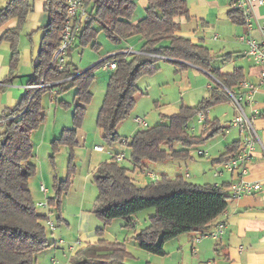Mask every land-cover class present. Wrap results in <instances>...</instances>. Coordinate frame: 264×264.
I'll list each match as a JSON object with an SVG mask.
<instances>
[{"label":"trees","instance_id":"trees-1","mask_svg":"<svg viewBox=\"0 0 264 264\" xmlns=\"http://www.w3.org/2000/svg\"><path fill=\"white\" fill-rule=\"evenodd\" d=\"M84 1L89 8V17L77 39L78 46L91 44V49L98 50L99 44L95 40L97 34L102 32L113 45L138 37L143 42L141 52L130 56L122 52L110 55L82 73H78L71 62H66L60 72L53 58L61 41L66 0H45L48 23L43 28L32 75L25 81V91L18 102L0 116V264H32L36 254L50 245L45 229L49 214L37 212L28 186L36 170L31 163L34 148L29 137L43 121L41 99L47 91L57 89L56 95L69 88L76 89L73 126L69 130L64 129L52 141L53 150L60 146L69 147L72 157L73 149L78 145L77 129L93 94L90 91L92 69L103 62L111 60L117 64L114 71H109L106 91L96 117V126L108 146L120 140L117 127L129 116L136 102L138 77L158 71L156 63L161 59L171 61L179 69L192 65L209 72L229 90L243 81L239 69L228 76L220 75L218 70H211L214 58L210 51L176 34V17L188 16L185 0H147L145 14L136 24L130 21L135 0ZM32 9L29 0H9L0 8V28L10 19L16 18L18 21L15 28L6 30L1 37L10 44L11 70H15L18 63V31ZM228 17L233 23L244 22L239 11H229ZM74 45L67 49L66 56H70ZM51 82V87H38ZM9 83L11 77L2 81L0 93L4 89L3 85ZM219 89L217 85L208 97L194 107L181 106L176 113L163 116L167 120L166 124L147 126L136 131L129 143L125 141L124 145L131 150L130 162L134 169H143L144 161L187 159L189 149L203 142L202 135L190 133L189 122L198 113H206L210 107L227 102L230 98ZM202 126L208 128L207 137L221 131L216 119L208 120L207 114ZM239 143L227 145L226 151L216 162L221 164L227 161L239 149ZM174 144L179 148H173ZM115 156L101 162L92 173V182L98 191L92 213L104 225L114 219H124L126 226H129L131 217L136 213L154 209V215L149 217V225L135 236L138 247L145 252L164 256L166 242L183 234L206 232L211 222L227 208L229 197L222 185H193L182 176H162L160 180L140 188L128 176V169L115 160ZM58 181L54 176L55 196L47 202L57 208L61 193L67 190V180ZM101 232L97 228V241L80 254L88 255V259L85 258L87 262L99 257L109 262H122L128 255L124 245L106 242L101 238ZM87 262L84 261V264Z\"/></svg>","mask_w":264,"mask_h":264},{"label":"rangeland","instance_id":"rangeland-1","mask_svg":"<svg viewBox=\"0 0 264 264\" xmlns=\"http://www.w3.org/2000/svg\"><path fill=\"white\" fill-rule=\"evenodd\" d=\"M29 2L33 7L32 12L28 14L18 31L16 46L18 63L16 68L20 72L21 78L14 80L15 83L17 82L14 86H19L21 85L20 83L24 84L32 75L33 65L38 59L43 27L48 21L47 11L42 7L44 0H29ZM95 41L99 44L98 50L91 49V44L83 48H76L71 52L70 56H66L65 63H73L77 67L78 73L87 68H92L114 46L102 32L97 34ZM211 51L213 55L218 53L216 48H212ZM217 64L218 62L215 63V65ZM156 65L159 69L154 74L138 77L137 84L139 89L135 95L136 102L129 116L117 127V134L120 140H126L129 143L136 131L145 129L135 123L134 119L136 117L144 120L148 127L166 124L167 120L163 116L171 115L173 113L172 107L179 103L193 106V104H197L201 99L208 96L211 89L217 86L210 76L201 72L199 73V78L191 76L190 79L192 83L198 85L202 83V86L197 89L183 91L172 81L171 65L167 64L170 67L164 65L163 59L157 61ZM92 74L93 80H91L90 91L93 94L91 101L85 107L86 111L81 125L77 129L76 139H79L80 143L74 147L72 157L70 156L71 148L60 146L57 150H53L52 141L57 139L64 129L69 130L73 126L72 115L76 105L74 96L76 89L69 88L56 95L57 89L49 90L41 99L44 118L29 137L34 148V156L31 163L35 165L36 170L35 174L30 177L28 185L32 190L38 189V184L42 182L48 190L45 197L42 193L37 192L36 196L33 195L32 198L38 213L47 215L49 211L51 212L48 221L52 222V227L46 224L45 229L47 238L48 236L52 237V242L49 241L52 247L48 246L36 254L32 264H35L37 259H40L39 262H42V264H84V261L87 262L85 260V258L88 259L87 254L84 256L78 252L73 253L69 249V247L74 246L77 240L80 241V235L84 232V230L79 229V221L77 220L82 209L88 211L92 216V221L87 225L86 229L96 234L97 238V228L101 229L102 239L108 243L123 244L128 253L126 258L120 263L109 262L99 257L87 262V264H179L178 258L168 254L166 251L164 256L149 255L150 253L141 250L135 241L136 234L149 225V217L154 215V209L136 213L131 217L133 222L129 226H126L124 219H114L104 225L92 213L98 192L97 187L92 182V173L101 162L109 160L111 149L118 153H124L125 158L119 163L122 167L128 169V176L139 174V169H134L135 167L130 162L131 150L127 145L117 142L108 146L102 139L101 132L96 126V117L103 101L110 72L104 71L101 66H98L92 69ZM207 85H210V88L206 89ZM6 90L0 94V113L7 109H12L25 91L20 86L13 89L15 93L13 91L7 92ZM234 110L233 102L228 100L210 107L208 117L222 118L224 113L231 114ZM235 113L237 114L236 110ZM196 120V118L192 119L189 122V127L195 125L194 129L198 130L200 126L197 125ZM230 128H233L232 130L236 129L231 125ZM1 132L2 129L0 127ZM81 134L82 137H80ZM217 136L209 144L215 143L219 138L221 139L226 135L222 136L219 134ZM94 145L102 146L105 151L96 152L93 149ZM207 145H201V150H205L204 148ZM197 149H199L198 146L190 152L193 160L144 161L142 166L154 173L157 180H160L162 176L168 178L183 176L186 171L191 173L195 160L196 162L202 161L210 167V157H197ZM54 176L59 181L67 180V190L61 193L59 207L48 204L47 208L37 207L39 203H47L49 199L55 196L53 188L55 184ZM58 215L63 220H58ZM50 230H52V236L50 235ZM60 239L62 243L59 244ZM50 250L52 257L49 256ZM148 256H150V260ZM191 256V253L188 252L180 264H198ZM199 264H206V262H199Z\"/></svg>","mask_w":264,"mask_h":264},{"label":"crops","instance_id":"crops-1","mask_svg":"<svg viewBox=\"0 0 264 264\" xmlns=\"http://www.w3.org/2000/svg\"><path fill=\"white\" fill-rule=\"evenodd\" d=\"M8 1L9 0H0V8H3ZM185 1L188 7V16L176 17L175 22L178 25L176 34L180 37L189 39L192 43L200 44L206 47L211 54L212 48H216L218 53L217 55L212 54L214 59L211 62V70H218L220 75L228 76L232 75L236 69H239L243 76V82H247L254 86L252 99L249 101L243 99L242 101L243 109L246 114L250 115L254 111L258 112L257 116L253 120L255 145L248 163L246 180L249 182H264V84H261L259 81V67L254 64L250 57L245 55L247 50L246 43L240 40L243 36L253 38L255 40L260 39L259 26L264 21V6L254 7L250 17L251 30H248L244 22L243 24L233 23L228 17V12L232 11L230 8L231 0ZM44 3L45 0L42 3L43 9ZM146 6L147 0H135V10L130 20L132 24H136L143 18ZM87 9L89 11L88 7ZM17 24V19L13 18L0 28V85L3 80L11 77V83L3 85L4 89L1 93H3L6 89H8L6 90L7 92L13 91L15 93V90H13L15 87L17 88L20 86L25 89L26 85L25 82L24 84L20 83L21 85L19 86H14L17 84L14 80L21 78L20 72L17 71V68L15 70L10 69V44L1 39L2 34L6 30L15 28ZM46 25L47 24H45V26ZM142 43L143 42L138 37H132L121 44L114 45L109 52L107 51L101 60L120 52L125 53L127 56L140 54ZM76 48L83 47L78 46V42H76L74 49ZM163 62L164 65L168 64L172 66V81L183 91H189L191 89L193 90L201 87L202 83L200 85L192 83L190 78L191 76L199 78V73L202 72L205 75L210 76V78L216 82L220 91L227 94L231 93L233 95H241L244 93V90L240 87L241 82H239L232 90H229L223 87L211 73L202 71L195 66L189 65L186 68L179 69L171 61L164 60ZM216 62H218L217 65H215ZM72 65L74 64L72 63ZM168 65L167 67H170ZM74 67L77 69L75 65ZM207 88H210V85H207L206 89ZM228 100L231 101L230 98H228ZM197 104L189 106L179 103L171 109H173V113H176L181 106L194 107ZM3 112L0 113V116ZM235 115V110L231 114L224 113L222 118H210L208 117L209 115H207L208 120L216 119L218 128L221 130L212 137H207L208 128L198 124L197 120L196 123L200 126V128L195 130V125L191 127L194 131H190L191 134L202 135L203 138V142L197 145L199 149H197L198 151H196V155L197 157H200L198 152L201 151L204 152V157L209 156L210 167L202 161L196 162L195 160L193 163V170L191 173H188L187 171L183 173V179L193 185H222L225 194H227L229 199L225 211L211 222L207 230H213L216 224L224 223L225 228L220 241H216L209 237L199 239L201 233H187L165 243L164 251L172 256H176L179 264L188 252L191 253V257L196 260L198 264L199 262H206V264H264V190L252 195L241 196L239 199L232 198L229 191V184L236 179V175H232L227 172H223L222 175L218 177H214L213 175V172L222 170V163H217L216 160L226 151L227 145L233 142L237 143L243 138V134H241L238 130H232L233 128H230L231 121ZM195 118L197 119V117ZM219 134L226 136L221 139L219 138V140L215 143L209 144V142L218 137L217 135ZM80 137H82V134ZM77 141L80 143L79 139ZM125 141L126 140H119V144H123ZM201 145H207L204 148L205 150H201ZM95 146L97 145H94V147ZM173 148H179V146L174 144ZM193 148H196V146L189 149V153L193 150ZM103 151L105 150H103L102 147V151L98 152ZM117 154V151H112L111 149L109 152V159ZM187 159L193 160L191 153ZM179 160L181 161V159ZM183 160L186 159H182V161ZM147 172L154 175V173L143 167V169H139L138 175L131 174L129 176H131L134 183L141 188L153 182V180H151V178L147 175ZM42 188L45 192L42 191ZM30 192L31 196H36L37 192H40L45 197L48 190L43 183L40 182V184H38V189H30ZM57 217H60V215ZM60 220L63 219L60 218ZM77 220L79 221V229L84 230V232L80 235V241L77 240L74 243V246L69 247L73 253H80L86 250L89 245H92L97 240L96 234H94L91 230L86 229L87 225L92 221L91 214L85 209H82L79 212ZM132 222V219H130V224H132ZM51 234L52 230H50V235ZM47 240L48 242H52V237L48 236ZM60 243H62L61 239L59 241V244ZM49 246H51V244ZM49 256L52 257L51 250ZM148 259H151L150 256H148ZM39 261L40 259H37L35 264H42V262Z\"/></svg>","mask_w":264,"mask_h":264},{"label":"built area","instance_id":"built-area-1","mask_svg":"<svg viewBox=\"0 0 264 264\" xmlns=\"http://www.w3.org/2000/svg\"><path fill=\"white\" fill-rule=\"evenodd\" d=\"M230 8L232 11H239L244 19V23L248 30H251V22L250 17L254 7L264 6V0H231ZM64 11L66 12V18L63 22L61 41L56 51L53 61L57 64L58 70L61 72L63 70L66 58L67 49L73 46L79 35L81 33V29L84 23L88 20L89 11L85 4L84 0H66L64 4ZM260 31V39L255 40L253 38L241 37L240 40L244 41L247 46V50L245 55L250 57L254 64L259 67V81L261 84H264V21L259 26ZM115 61H106L101 64V68L104 71H114L116 69ZM53 83L41 84L40 86L51 87ZM240 87L244 90V93L241 95H233L228 93L231 101L234 104L235 110L237 114L231 121V126L236 128L241 134H243V138L240 141L239 149L234 152L227 161L222 163V170H217L213 172L214 177L221 176L223 172H227L229 174H235L236 179L229 184V191L232 198H240L244 195H252L264 190V182H249L246 180V175L248 173V163L250 161V157L254 150L255 145V135L253 130V120L257 116L258 112L254 111L250 115L244 112L242 101L251 100L252 94L254 91V86L250 85L247 82H241ZM208 115V111L206 113H198L197 123L201 126L205 121V115ZM135 123L139 126L146 128L147 124L141 118H135ZM190 131H193V128L190 127ZM194 132V131H193ZM125 144V142H124ZM95 151H102L101 146H95L93 148ZM199 156H204V152L199 151ZM123 153H118L115 156V160L117 162H121L124 159ZM146 173V172H144ZM147 175L151 178V180L155 181V176L149 172ZM187 176V175H186ZM215 187L218 185L215 184ZM42 191L44 189L42 188ZM47 203H39L37 207L47 208ZM48 217L50 218L51 212H48ZM48 221V220H47ZM48 225L52 227V222L48 221ZM225 224L218 223L215 225L213 230L206 231L201 233L199 239L202 238H212L216 241H220L223 236Z\"/></svg>","mask_w":264,"mask_h":264}]
</instances>
